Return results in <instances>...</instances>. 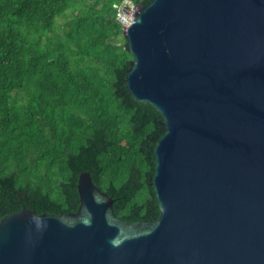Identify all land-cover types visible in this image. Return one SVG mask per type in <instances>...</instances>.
<instances>
[{"label":"water","instance_id":"95a60500","mask_svg":"<svg viewBox=\"0 0 264 264\" xmlns=\"http://www.w3.org/2000/svg\"><path fill=\"white\" fill-rule=\"evenodd\" d=\"M124 26L129 94L163 117L160 215L126 221L89 171L76 212L0 220V264H264V0H151Z\"/></svg>","mask_w":264,"mask_h":264},{"label":"trees","instance_id":"16d2710c","mask_svg":"<svg viewBox=\"0 0 264 264\" xmlns=\"http://www.w3.org/2000/svg\"><path fill=\"white\" fill-rule=\"evenodd\" d=\"M120 1L0 0V220L24 206L76 212L82 171L118 217H159L152 182L165 126L127 90Z\"/></svg>","mask_w":264,"mask_h":264},{"label":"built area","instance_id":"2783aa9c","mask_svg":"<svg viewBox=\"0 0 264 264\" xmlns=\"http://www.w3.org/2000/svg\"><path fill=\"white\" fill-rule=\"evenodd\" d=\"M137 4L138 3H136L134 0H121L115 5L116 19L122 25L123 30H124V26L130 27L133 22L132 15L126 12L123 7L128 6L130 10H134Z\"/></svg>","mask_w":264,"mask_h":264}]
</instances>
